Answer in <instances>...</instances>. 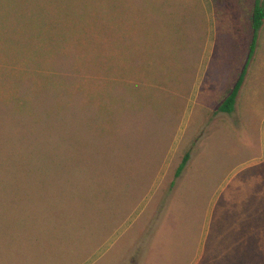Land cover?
I'll use <instances>...</instances> for the list:
<instances>
[{"label": "rangeland", "instance_id": "rangeland-1", "mask_svg": "<svg viewBox=\"0 0 264 264\" xmlns=\"http://www.w3.org/2000/svg\"><path fill=\"white\" fill-rule=\"evenodd\" d=\"M256 1L0 0V264H264Z\"/></svg>", "mask_w": 264, "mask_h": 264}, {"label": "trees", "instance_id": "trees-1", "mask_svg": "<svg viewBox=\"0 0 264 264\" xmlns=\"http://www.w3.org/2000/svg\"><path fill=\"white\" fill-rule=\"evenodd\" d=\"M217 5H224L226 4L229 0H213ZM252 27H253V41H252V46H251V53L250 57L252 56V53L254 51L255 43H256V38L258 36V32L261 29V27L264 24V1L257 0L255 7H254V12L252 16ZM246 70H247V65L244 67L242 72L240 73L235 85L233 86L232 89H230L228 95L222 102V104L219 106L220 111L224 112H232L235 108V104L237 101L238 94L240 92V89L243 85L245 75H246ZM189 159V153H187L181 162L180 166L178 167L176 171V176H180L182 171L184 170L187 162Z\"/></svg>", "mask_w": 264, "mask_h": 264}]
</instances>
